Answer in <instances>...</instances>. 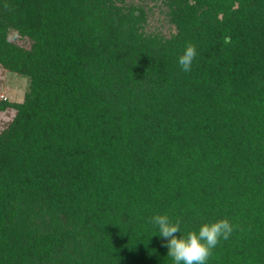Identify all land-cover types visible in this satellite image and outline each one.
I'll use <instances>...</instances> for the list:
<instances>
[{"label":"trees","instance_id":"1","mask_svg":"<svg viewBox=\"0 0 264 264\" xmlns=\"http://www.w3.org/2000/svg\"><path fill=\"white\" fill-rule=\"evenodd\" d=\"M159 1L168 35L125 0H0L28 79L0 99V264H173L157 214L227 218L207 264H264V0Z\"/></svg>","mask_w":264,"mask_h":264},{"label":"clouds","instance_id":"2","mask_svg":"<svg viewBox=\"0 0 264 264\" xmlns=\"http://www.w3.org/2000/svg\"><path fill=\"white\" fill-rule=\"evenodd\" d=\"M7 7V5H5ZM225 42H230L226 37ZM197 56L195 45L188 44L178 57V64L184 72H190ZM150 222L158 227V235L166 241L162 247L167 248V256L173 264H207L214 249L222 240L227 241L236 226L227 218L203 223L198 230L181 233V221L173 222L167 214H157Z\"/></svg>","mask_w":264,"mask_h":264},{"label":"rangeland","instance_id":"3","mask_svg":"<svg viewBox=\"0 0 264 264\" xmlns=\"http://www.w3.org/2000/svg\"><path fill=\"white\" fill-rule=\"evenodd\" d=\"M125 3H134L146 8L145 30L157 31L165 35L174 30V27L166 17V8L159 0H125ZM27 86V77L10 72L0 66V99H7V101L11 102L21 101L27 91ZM13 115L14 110L11 107H7L3 111L0 110V129L10 121Z\"/></svg>","mask_w":264,"mask_h":264}]
</instances>
